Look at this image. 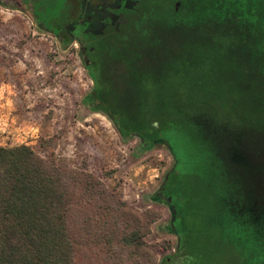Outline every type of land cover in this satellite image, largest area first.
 <instances>
[{"label":"rangeland","instance_id":"obj_1","mask_svg":"<svg viewBox=\"0 0 264 264\" xmlns=\"http://www.w3.org/2000/svg\"><path fill=\"white\" fill-rule=\"evenodd\" d=\"M68 2L0 0V145L53 152L94 173L139 212L156 214L145 237L154 247L153 264H243L226 253L229 245L217 234L219 221L227 227L230 215L224 210L219 215L220 203L212 194L221 182L201 138L207 127H192L189 117L196 113L238 125L237 117L263 111L264 104L255 103L263 84L244 73L241 82L224 87L218 77L227 73L229 57L219 48L227 47L228 35L213 33L227 42L217 41L221 45L200 43L204 35H198L191 54L177 53L173 72L147 66L152 73L146 72V111L141 113L120 101L121 91L102 78V70L83 64L75 42H59L65 39ZM154 24L150 19L146 27ZM157 33L149 30L143 39L154 42ZM215 83L221 92L208 94ZM101 87L111 94L113 106L100 99ZM237 88H247L240 103L245 116L223 104L234 99ZM105 112L113 113L116 123Z\"/></svg>","mask_w":264,"mask_h":264},{"label":"trees","instance_id":"obj_2","mask_svg":"<svg viewBox=\"0 0 264 264\" xmlns=\"http://www.w3.org/2000/svg\"><path fill=\"white\" fill-rule=\"evenodd\" d=\"M194 1L199 5L191 8L189 17L198 21L195 24L186 21L176 25L174 14L160 15L166 18V23L163 27L158 21L155 24L159 26L160 23L161 27H155L154 31L161 39L165 36L160 42L163 49L158 47L159 37L156 36L154 42H146L144 38V41L127 47L129 52H123L117 58L106 57L102 78L114 87H117L116 80L121 82L122 86L116 89L121 91L118 96L123 104L129 105V87L134 85L139 91L136 99L145 101L144 85L149 76L146 72L152 73L146 70L147 66L153 63L159 73L162 70L173 72L179 66L177 53L191 54L194 37L199 35L200 39L201 35L209 33L230 35L227 47L219 48L229 59L227 68L224 67L227 73L218 80L221 79L224 87L231 88L241 82L244 73L255 76V81L263 84L255 103L264 104V13L252 5L257 0ZM261 2L264 8V0ZM243 31L252 36L238 39L235 35ZM60 40L62 44H70L66 39ZM201 40L200 43L206 44L219 41L205 37ZM116 64L119 66L117 71ZM94 83L93 91L97 86L95 80ZM219 86L216 83L210 86L208 94L220 91ZM246 89L237 88L236 92L232 89L234 99L223 104H230L236 113L245 116L240 103L243 98L247 99L243 97ZM102 90L100 99L104 102L106 98L112 104L111 94ZM122 109L120 107V111ZM254 109L251 106L247 111L251 113ZM259 115L264 117V109ZM110 120L115 122L111 117ZM257 121L263 123L264 118ZM116 128L118 132L123 130L119 125ZM218 193L215 190L212 194L219 202ZM155 219L156 214L148 210L139 212L94 173L81 166L69 165L53 152L40 155L26 144L0 145V264H153L154 247L145 241V237ZM218 233L221 244L236 246L239 241L224 221H219ZM187 237L185 233L183 241Z\"/></svg>","mask_w":264,"mask_h":264},{"label":"flooded vegetation","instance_id":"obj_3","mask_svg":"<svg viewBox=\"0 0 264 264\" xmlns=\"http://www.w3.org/2000/svg\"><path fill=\"white\" fill-rule=\"evenodd\" d=\"M68 4L67 19L62 23L63 37L76 43L83 64L93 65L100 71L103 66L106 67L107 56L117 58L123 52H129L127 47L142 42L147 31L160 26V23L156 25L158 21L164 27L166 18L162 15L174 14L176 25L186 21L189 23L192 19L189 17L191 8L199 5L192 0H69ZM252 5L264 13L261 0ZM150 19L156 24L148 28L146 25ZM157 36V43L162 46L160 42L165 36L162 39L161 35ZM235 36L242 40L252 35L243 31ZM204 37L225 42L221 38L214 39L217 36L213 33ZM227 39H230V35ZM115 67L117 71L118 64ZM114 84L122 86L118 80ZM101 89L100 95L103 94ZM129 89L131 97L128 107H139L141 113L146 111L143 100L136 99L139 95L137 87L134 85ZM104 101L108 102V99ZM105 114L114 119L113 113ZM237 118L238 125L203 119L196 113L189 120L192 127H207V131L201 132V137L211 154L210 165L218 172L221 182L220 191L217 192L220 212L224 210L230 215L227 228L239 238L236 246H231V243V247H228L230 253H226L240 258L243 264H264V122L257 121L259 114H251L249 119Z\"/></svg>","mask_w":264,"mask_h":264}]
</instances>
